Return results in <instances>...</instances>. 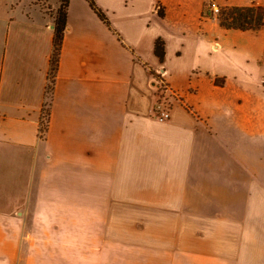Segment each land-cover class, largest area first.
I'll list each match as a JSON object with an SVG mask.
<instances>
[{"label": "crops", "instance_id": "0c3cea01", "mask_svg": "<svg viewBox=\"0 0 264 264\" xmlns=\"http://www.w3.org/2000/svg\"><path fill=\"white\" fill-rule=\"evenodd\" d=\"M47 1L0 0V264H264V26L203 16L264 0H69L41 138Z\"/></svg>", "mask_w": 264, "mask_h": 264}, {"label": "trees", "instance_id": "16d2710c", "mask_svg": "<svg viewBox=\"0 0 264 264\" xmlns=\"http://www.w3.org/2000/svg\"><path fill=\"white\" fill-rule=\"evenodd\" d=\"M86 1L98 18L111 29L110 22L104 12L98 8L93 0ZM68 5L69 0H60L59 6L53 17V49L50 57V66L45 88V101L43 104V111L46 114L47 121L46 126H42V130L39 128V132L43 131V136H41V138L44 137V134L48 128L49 107L50 101L52 99L59 57L61 54L62 42L66 29ZM159 14L160 16H163V11H161ZM216 19L218 20L220 26L226 30H238L241 32L258 31L264 26V7L256 5L223 7L221 8L220 14L216 17ZM118 39H120L119 36ZM154 54L160 63L164 61L165 44L160 38L155 41ZM214 83L216 85L222 86L224 84V79H215ZM185 108L191 112L189 107L185 106Z\"/></svg>", "mask_w": 264, "mask_h": 264}, {"label": "built area", "instance_id": "2783aa9c", "mask_svg": "<svg viewBox=\"0 0 264 264\" xmlns=\"http://www.w3.org/2000/svg\"><path fill=\"white\" fill-rule=\"evenodd\" d=\"M220 10H221L220 7L215 6L213 4H208L207 6L204 7L203 16L216 18V16L220 14ZM157 74H158L157 75L158 79L157 80L155 79L156 87L159 89L163 88L162 92L167 94L170 97V99L167 100V98L164 97V101L160 102L161 104H159V106L155 108L154 116L157 120L165 121L170 118V112L174 103L182 102V101L180 100L178 93L171 90L165 83L164 81L165 71L161 69L157 72ZM45 121H47V118L45 112L43 111L41 114L40 125H39L40 130H42V126L44 125ZM39 136L40 137L43 136V131L39 132Z\"/></svg>", "mask_w": 264, "mask_h": 264}, {"label": "rangeland", "instance_id": "374dc122", "mask_svg": "<svg viewBox=\"0 0 264 264\" xmlns=\"http://www.w3.org/2000/svg\"><path fill=\"white\" fill-rule=\"evenodd\" d=\"M20 1H23L24 5H29V6H31V5H39L44 10V12L53 14V10L50 9L51 8V3H49L47 0H20ZM207 5L208 4H206V6ZM157 75H158L157 73H154V75H153L154 83H155V79L156 80L158 79V76ZM157 90H158V91H156V97H157V99H156V102L154 104V109H153V112H152V115H153L154 118H155V116H154V110H155L156 107L159 106V104H161L160 102L164 101V97L167 98V100L170 99V97L167 94H165L164 92H162L163 91V88H160V89L157 88ZM165 121H167V120H165ZM44 125L46 126V121L44 122Z\"/></svg>", "mask_w": 264, "mask_h": 264}, {"label": "water", "instance_id": "95a60500", "mask_svg": "<svg viewBox=\"0 0 264 264\" xmlns=\"http://www.w3.org/2000/svg\"><path fill=\"white\" fill-rule=\"evenodd\" d=\"M51 29H54V25L51 26Z\"/></svg>", "mask_w": 264, "mask_h": 264}]
</instances>
